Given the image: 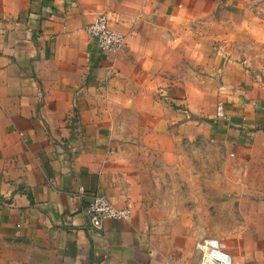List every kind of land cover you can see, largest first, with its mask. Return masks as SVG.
Listing matches in <instances>:
<instances>
[{
    "label": "crops",
    "instance_id": "crops-1",
    "mask_svg": "<svg viewBox=\"0 0 264 264\" xmlns=\"http://www.w3.org/2000/svg\"><path fill=\"white\" fill-rule=\"evenodd\" d=\"M208 2L0 0V264H194L207 237L264 264V83L216 88L227 119L209 124L205 86L177 79L206 68ZM103 12L120 53L85 31ZM95 194L132 219L93 226Z\"/></svg>",
    "mask_w": 264,
    "mask_h": 264
},
{
    "label": "rangeland",
    "instance_id": "rangeland-1",
    "mask_svg": "<svg viewBox=\"0 0 264 264\" xmlns=\"http://www.w3.org/2000/svg\"><path fill=\"white\" fill-rule=\"evenodd\" d=\"M208 5H218V8L208 19L211 28L208 29L209 46L206 52L209 54L206 68L202 67L200 71L199 64L179 62L177 79L190 77L197 83L201 81L211 103L207 116L202 120L213 124L218 101L226 100L227 95L218 93L216 88L224 84L236 86L240 81L249 90L253 87V80L255 83H264V0H209ZM221 9L225 10L223 15L220 14ZM217 23H222L223 27L215 26ZM235 71H238L237 75ZM209 141L212 142L210 138ZM207 200L197 207V217L205 218L209 215L210 220L200 223V227L212 231L217 226L225 225V222L211 218L210 215L215 213L223 215V211H218Z\"/></svg>",
    "mask_w": 264,
    "mask_h": 264
},
{
    "label": "built area",
    "instance_id": "built-area-1",
    "mask_svg": "<svg viewBox=\"0 0 264 264\" xmlns=\"http://www.w3.org/2000/svg\"><path fill=\"white\" fill-rule=\"evenodd\" d=\"M88 36L95 42L100 51L108 53H120L126 47L130 36L112 26V18L109 13L103 12L85 27ZM215 117L227 119L226 105L219 101L216 106ZM233 155V154H232ZM75 195L85 196L84 187H79ZM85 212L88 214L93 226L100 228L106 220L130 221L133 217V208L128 205L119 207L104 194H95L88 200ZM194 250L199 254V260L194 264H234L233 257L217 237L198 239L194 243Z\"/></svg>",
    "mask_w": 264,
    "mask_h": 264
}]
</instances>
